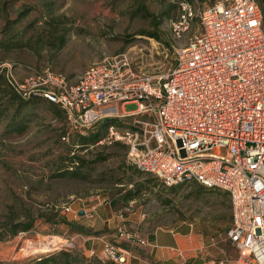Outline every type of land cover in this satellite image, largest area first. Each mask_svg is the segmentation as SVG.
<instances>
[{"label": "rangeland", "instance_id": "1", "mask_svg": "<svg viewBox=\"0 0 264 264\" xmlns=\"http://www.w3.org/2000/svg\"><path fill=\"white\" fill-rule=\"evenodd\" d=\"M180 1L0 0V40L4 26L19 20L13 32L22 34L26 43L11 52L0 50V70L19 81L50 69L73 83L94 62L130 51L137 74L165 73L174 65L177 45L183 43L175 41L168 28L169 20L177 17ZM188 1L209 7L224 0ZM139 5L148 16H130ZM49 8L54 18L63 19L62 49L56 48V33L44 24ZM261 11L264 16V7ZM29 23L33 26L26 30ZM152 34L154 37L149 36ZM124 107L126 112L136 109L135 105ZM28 115V129L20 136H4L6 120L0 121V264H35L49 256L53 258L50 264H107L100 248L94 247L95 252L87 256L78 238L75 249L66 252L62 247L54 254L49 240L58 236L62 243L89 225H93L89 237L94 238L91 231L110 212L116 217L112 220L117 227L115 241L118 230L123 234L133 231L142 238L157 229L191 226L192 236L199 242V256L205 261L230 264L236 256L225 238L231 224L225 193L196 184L170 190L157 178L138 173L127 162L122 145H95L79 152L74 149L76 135L82 133L70 132L66 122L44 105H37ZM72 157L78 158L73 160L78 164L70 163ZM66 167L76 175L60 176ZM126 191H133L134 197L124 198ZM119 214L124 216L120 219ZM10 221H31V227L12 237L5 225ZM62 221L71 224L68 230ZM38 244L49 246L50 251L30 253Z\"/></svg>", "mask_w": 264, "mask_h": 264}, {"label": "built area", "instance_id": "2", "mask_svg": "<svg viewBox=\"0 0 264 264\" xmlns=\"http://www.w3.org/2000/svg\"><path fill=\"white\" fill-rule=\"evenodd\" d=\"M168 28L183 43L165 73L137 74L126 51L94 62L73 83L50 69L19 81L6 77L23 98L37 96L63 111L70 132L114 119L117 124H109L96 145H122L139 173L168 188L196 184L225 193L231 208L225 238L237 253L230 264H264L261 7L257 0L209 7L181 0ZM126 105H135V111L126 112ZM116 239L128 247L97 238L101 256L113 264H130L137 258L131 246L146 245L133 231L118 230ZM57 240H49L50 253L75 249L72 238Z\"/></svg>", "mask_w": 264, "mask_h": 264}, {"label": "trees", "instance_id": "3", "mask_svg": "<svg viewBox=\"0 0 264 264\" xmlns=\"http://www.w3.org/2000/svg\"><path fill=\"white\" fill-rule=\"evenodd\" d=\"M27 15V12L19 14V19L22 17H25ZM136 15H147V12L145 10V7L143 5H139L135 11L132 12L130 16H136ZM62 18V17H61ZM61 18H54L52 9H47L46 16L44 18V24L48 25L50 28H52L53 32L56 33L55 39L57 42L56 48L62 49V47L65 45V36L63 31V23L61 25V21L63 19ZM17 22L19 20H16V22H8L4 28L2 29L1 36L2 39L0 40V50L5 52H11L12 50H17L18 48H24L26 47V43L23 41V35L20 33L13 32V28L17 25ZM32 23H29L26 26L27 28H32ZM58 34V35H57ZM155 34L149 35L154 37ZM5 69L0 70V121L6 120L5 123V130H4V136L5 135H16L20 136V134L24 133L28 129V122H29V115L28 113L32 111L37 105H44L45 108L52 113L54 117L60 120H66L65 113L61 111L56 105L52 103H48L42 98H39L37 96H32L29 98H23L21 95H18L12 85L10 84V81L6 77ZM109 124H117V122L114 119L104 120L98 122L95 127L85 133H82L80 135H76L77 138V144L74 149H77L79 152L82 150H86L89 147H94L96 143L101 141L104 138V135L106 133L107 127ZM71 164H78V162H74L73 160L78 159L76 157L69 158ZM74 162V163H73ZM138 172V171H137ZM139 173V172H138ZM60 176H65L66 174L69 175H76L74 170L70 168H64L61 173H59ZM141 174V173H140ZM122 187H126V185L121 184ZM174 189V187L169 188ZM126 199H132L133 191H126L124 195ZM50 222V220H48ZM62 223L68 224L71 226V224L67 223L66 221H62ZM8 228V231L10 233V236H15L18 232L28 231L31 227V221H23L18 224H13L12 221L8 222V224H5ZM67 225V226H68ZM82 233V232H81ZM1 240V238H0ZM54 254V253H51ZM64 256H67L64 253ZM53 262V258L51 256L39 259L38 262L35 264H50Z\"/></svg>", "mask_w": 264, "mask_h": 264}, {"label": "crops", "instance_id": "4", "mask_svg": "<svg viewBox=\"0 0 264 264\" xmlns=\"http://www.w3.org/2000/svg\"><path fill=\"white\" fill-rule=\"evenodd\" d=\"M257 1L260 7H264V0ZM108 212H110V210ZM106 216L103 220L100 219L101 224L98 225V228L91 231L95 234L92 236L94 238L89 237L90 228H93V225H89V229L83 230L82 233L75 234L71 237L73 240L77 238L80 239V246L83 248L84 253H87V256H89V252H95L94 247L101 249L100 242H90V239L97 240L96 238H98V236H103L108 240V237L113 239L115 236L114 231L117 227L113 225L112 220L116 217H114L111 212L110 216ZM131 223L135 222L131 221ZM68 226H66L67 230L69 229ZM192 232L193 230L191 226H187L172 227V229L165 230L157 229V231L144 234L141 239L146 242V245L131 246V249L137 258L133 259L130 264H212L213 262L205 261V258L199 256L201 251L199 242L193 238ZM59 238L60 237L56 236V239ZM110 242H115L121 247H128V245L117 240L115 241L114 239L110 240ZM235 258H237V254L231 261ZM107 264L113 263L107 262Z\"/></svg>", "mask_w": 264, "mask_h": 264}, {"label": "bare ground", "instance_id": "5", "mask_svg": "<svg viewBox=\"0 0 264 264\" xmlns=\"http://www.w3.org/2000/svg\"><path fill=\"white\" fill-rule=\"evenodd\" d=\"M49 246L47 245H40L38 244V246H35L34 248H32L30 253H35V254H39V253H44V252H49Z\"/></svg>", "mask_w": 264, "mask_h": 264}, {"label": "water", "instance_id": "6", "mask_svg": "<svg viewBox=\"0 0 264 264\" xmlns=\"http://www.w3.org/2000/svg\"><path fill=\"white\" fill-rule=\"evenodd\" d=\"M83 213H79V216H82Z\"/></svg>", "mask_w": 264, "mask_h": 264}]
</instances>
